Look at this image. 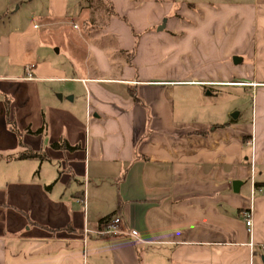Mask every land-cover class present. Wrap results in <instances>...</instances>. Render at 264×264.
I'll return each mask as SVG.
<instances>
[{"label":"crops","instance_id":"0c3cea01","mask_svg":"<svg viewBox=\"0 0 264 264\" xmlns=\"http://www.w3.org/2000/svg\"><path fill=\"white\" fill-rule=\"evenodd\" d=\"M26 1L40 23L0 31V119L18 81L67 87L70 106L59 94L43 108L42 138L26 143L47 155L30 159L80 185L50 198L20 177L12 223L6 192L0 200V264H264V191L250 196L251 181L264 186V0L174 9L173 0H85L94 6L89 23L94 10L104 17L94 38L74 21L82 0H0V21ZM54 25L63 26V66L37 59L36 29ZM6 57L25 75L5 73ZM185 87L193 89L188 117ZM197 87L206 97L250 88V112L222 99L199 116ZM63 141L72 148L51 147ZM71 198L83 212L65 206ZM250 207L249 234L241 212ZM113 217L122 232L97 233Z\"/></svg>","mask_w":264,"mask_h":264},{"label":"rangeland","instance_id":"374dc122","mask_svg":"<svg viewBox=\"0 0 264 264\" xmlns=\"http://www.w3.org/2000/svg\"><path fill=\"white\" fill-rule=\"evenodd\" d=\"M182 1H197V0H173V9L178 7ZM200 1V0H199ZM204 1V0H203ZM224 1L226 3L236 4L238 2H248L253 3L254 0H218ZM92 2V1H91ZM35 2H23L20 9L15 10L16 6H12L9 8V12L5 16L4 19L0 21V31L4 30L6 35L9 30L16 29L18 31L28 30L31 27L32 23H40L39 17L37 15H33V10L35 9ZM87 1L82 0L81 6V14L77 19H75V23L77 24L78 29L91 28L90 32H92L93 38L100 35V31L103 29L104 17L97 15L99 13H93L94 20L89 23V11L94 6L88 5ZM15 10V11H14ZM238 22H236L237 24ZM244 24L251 23L247 20L243 22ZM2 24L4 27H2ZM68 27L71 26L70 23H67ZM63 27L62 25H54L53 27H39L36 29L38 35H40V45L37 51V59L38 61H44L51 59L53 64L58 66H63L68 64V56L66 54V48L64 46L63 40L60 36H58L56 32V27ZM90 26V27H89ZM53 38V39H52ZM56 39V41L54 40ZM92 39V38H86ZM54 40V41H53ZM57 49L59 51L57 52ZM236 56H232L231 64L235 62ZM5 73H13L17 76H23L25 73L23 72L22 66H9V58H5ZM3 63H0L2 66ZM12 68V69H11ZM1 71V68H0ZM247 71V70H246ZM249 72H245L247 76ZM260 73V72H258ZM260 76V74H259ZM6 84V88H8V83ZM17 86L21 88L18 92L17 90L11 92L10 101V115L6 116L5 123H2L0 119V140H3L5 143L4 148H0V200L4 198L7 193L8 203L10 207L8 208V220L9 223H12L14 220V209L13 205L16 204L17 193L20 190L19 180L20 177L23 178L22 183L34 184L37 188H42L46 194L50 196V198H54L57 194L72 192L75 187H79L80 183L75 182L73 180L68 182V175L64 172L61 175L59 173L58 165H52L47 162H40L36 159H16L15 156L21 152L34 151L38 154H43V157H38L39 159H44L47 155L41 148V146L33 148L31 145L27 144L28 140L36 141L42 138L43 135L36 136V133L31 131V128H36L40 124L42 125V120L44 119V110L49 108L50 106H54L57 104V98L59 94L63 96L62 105L70 106V103L66 101V93L68 89L67 87H62L59 82H52L49 80H35V81H18ZM19 88V89H20ZM200 91H198L199 99L197 100V107L199 116H206V111H204L207 107L213 106V110L216 111L219 104L222 103V99L229 101L230 106H238L240 111L242 110V115H246L245 112H250L252 106V98L250 96V88L245 90L242 89H233L229 88L227 93L220 95L219 97L215 96H207L206 93L208 89L197 87ZM77 95L80 93L76 91ZM74 91V90H73ZM191 91L193 89L189 87H185L182 89V93H184V98L181 102V107L183 110H186L187 117L191 114L190 112V96ZM244 92H247V95H244ZM197 94V92H196ZM208 98V99H206ZM4 100L3 96L0 95V103ZM8 103V102H7ZM81 101H76L74 105L78 106L80 110L83 111L84 107L80 104ZM216 104V105H214ZM44 108V110H43ZM233 116V115H232ZM48 117L46 116L45 119ZM49 127V125L45 122V127ZM35 134V135H34ZM34 141V142H35ZM38 142V141H37ZM42 163V165L40 164ZM83 183L82 179L80 180ZM52 189V190H50ZM50 191V192H49ZM6 192V193H5ZM67 208L74 210L76 212H83V205H79L75 202L74 199H70V201L65 203ZM21 220H26L22 218Z\"/></svg>","mask_w":264,"mask_h":264},{"label":"built area","instance_id":"2783aa9c","mask_svg":"<svg viewBox=\"0 0 264 264\" xmlns=\"http://www.w3.org/2000/svg\"><path fill=\"white\" fill-rule=\"evenodd\" d=\"M28 77L31 78L30 74ZM252 144V142H250ZM263 192L264 191V186L258 187L255 185L253 181H251V188H250V196L251 200L254 198L255 194L258 192ZM242 216L245 219V225H246V231L250 234L251 233V226H252V210L251 207L248 209H245L241 212ZM121 220L120 217H113L102 230H99L97 233L99 234H110V235H115L119 234L122 231L119 228ZM90 230L87 228L84 229L85 233H88ZM130 234V233H129Z\"/></svg>","mask_w":264,"mask_h":264},{"label":"trees","instance_id":"16d2710c","mask_svg":"<svg viewBox=\"0 0 264 264\" xmlns=\"http://www.w3.org/2000/svg\"><path fill=\"white\" fill-rule=\"evenodd\" d=\"M45 129V123H43V125L35 131V133H42ZM51 147L54 149H59V148H72L71 146H69L65 141L63 142H52L51 143ZM40 155V156H39ZM35 156H39V157H43V154H38L34 151H28V152H21L19 154H17L15 156L16 159H24V158H31V157H35Z\"/></svg>","mask_w":264,"mask_h":264},{"label":"water","instance_id":"95a60500","mask_svg":"<svg viewBox=\"0 0 264 264\" xmlns=\"http://www.w3.org/2000/svg\"><path fill=\"white\" fill-rule=\"evenodd\" d=\"M163 25H164V24H162L161 26H159V27H158V30H159V29H162V28H163ZM234 184H237V182H234Z\"/></svg>","mask_w":264,"mask_h":264}]
</instances>
